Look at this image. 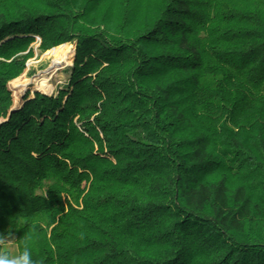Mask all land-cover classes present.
<instances>
[{
  "label": "trees",
  "instance_id": "obj_1",
  "mask_svg": "<svg viewBox=\"0 0 264 264\" xmlns=\"http://www.w3.org/2000/svg\"><path fill=\"white\" fill-rule=\"evenodd\" d=\"M38 39L76 54L55 94L0 88L18 253L264 264V0H0V72L23 75Z\"/></svg>",
  "mask_w": 264,
  "mask_h": 264
},
{
  "label": "rangeland",
  "instance_id": "obj_2",
  "mask_svg": "<svg viewBox=\"0 0 264 264\" xmlns=\"http://www.w3.org/2000/svg\"><path fill=\"white\" fill-rule=\"evenodd\" d=\"M40 39H38V43L33 47V53H35L34 57L27 60L25 64L26 71L23 75L19 77H11L8 72H0V74H6L9 79H11L12 83L8 86H0L5 92L6 98H13L15 104L19 105L23 100H26L29 96L33 95L35 92H42L46 95L55 94L58 87L62 86V84L66 83L71 74V66L74 62L75 58V44L62 45L59 47H54V49L49 50L45 53L38 52V47ZM71 48L73 52L72 58L70 57V53H68V49ZM61 59L63 60V65L61 69H58L54 73V69L52 67L55 60ZM71 59V64L68 66V62ZM25 81H31V84L27 87L25 92L22 94L20 91L19 85H22ZM43 81L47 82L45 85L49 86L50 90L46 91L43 89ZM16 85V86H15ZM9 251L16 255L18 254V246L16 245V238H12L9 241Z\"/></svg>",
  "mask_w": 264,
  "mask_h": 264
},
{
  "label": "clouds",
  "instance_id": "obj_3",
  "mask_svg": "<svg viewBox=\"0 0 264 264\" xmlns=\"http://www.w3.org/2000/svg\"><path fill=\"white\" fill-rule=\"evenodd\" d=\"M14 236L12 233H0V264H34L32 259L31 247L24 241V247L21 252L13 255L9 251V241Z\"/></svg>",
  "mask_w": 264,
  "mask_h": 264
},
{
  "label": "bare ground",
  "instance_id": "obj_4",
  "mask_svg": "<svg viewBox=\"0 0 264 264\" xmlns=\"http://www.w3.org/2000/svg\"><path fill=\"white\" fill-rule=\"evenodd\" d=\"M68 53H70V57L72 58V49L69 48ZM68 66L71 64V59L68 62ZM63 65V60L61 61V59L55 60L52 67L54 69V73L58 70L61 69ZM63 68V67H62ZM12 83L11 79H9V77L6 74H0V86H10ZM47 82L43 81V85H45ZM31 84V81H25L22 85H19L18 87L20 88L21 93L23 94L25 92V90L27 89V87ZM16 86V85H15ZM43 89H45L46 91H49L50 88L49 86H43Z\"/></svg>",
  "mask_w": 264,
  "mask_h": 264
},
{
  "label": "water",
  "instance_id": "obj_5",
  "mask_svg": "<svg viewBox=\"0 0 264 264\" xmlns=\"http://www.w3.org/2000/svg\"><path fill=\"white\" fill-rule=\"evenodd\" d=\"M13 108H14V107H12L11 110H12ZM10 113H11V111H10Z\"/></svg>",
  "mask_w": 264,
  "mask_h": 264
}]
</instances>
